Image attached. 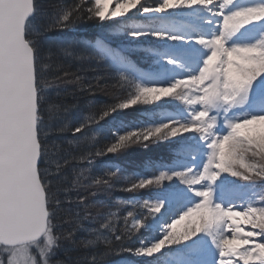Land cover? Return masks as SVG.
Returning <instances> with one entry per match:
<instances>
[{"label": "snow or ice", "instance_id": "snow-or-ice-1", "mask_svg": "<svg viewBox=\"0 0 264 264\" xmlns=\"http://www.w3.org/2000/svg\"><path fill=\"white\" fill-rule=\"evenodd\" d=\"M142 4L141 0H76V4L70 8H64L56 13L54 23L48 25V31L53 29H65L75 27L77 24L91 21H108L116 17H123L131 10ZM89 5H92L89 7ZM109 5H114L110 9ZM213 5H218L219 11L215 15L222 17L221 31L210 39L199 38L197 43L206 45L210 43L209 54L203 62V67L197 75L184 79H177L169 86H143L139 83L132 84L129 78L123 73L118 79L135 87L136 96L128 100L116 99L115 103L105 106L95 118L87 117L80 126L73 128L72 134H79L81 139L86 141L85 130L92 124L107 117L110 112L128 109L144 99L149 91L159 89L161 95L154 99L160 100L170 97L169 93L174 89L178 90L181 82L204 80L209 73V65L220 54L217 45L224 44L248 23L232 25L233 17L230 15H243L238 9L225 14L221 10L220 0H181L175 3L173 0H160L155 7H143L144 13H164L171 9L204 7L212 10ZM36 0H0V264H64L57 253L62 246V241L72 239L74 230L69 229L66 234L61 235L55 226V213L61 207L62 195L54 190V178H59L64 165L69 163L64 160L62 163L57 160H50L49 153L45 148L44 141L51 135L49 127H44L45 113L41 111L44 103L43 93L49 91L46 86L41 85V69L48 68L47 64H40V50L37 47L41 32L32 23L31 17L36 13ZM258 22V21H257ZM232 28V31L229 29ZM134 36L143 33H132ZM155 36H164L163 33H153ZM172 40L179 37H168ZM264 48V37L253 44L226 46L228 54L248 50L249 48ZM66 57H72L73 52L60 47ZM211 57V59H209ZM49 59L52 58V49L49 48ZM76 56V59H82ZM264 71L252 74L244 83L232 86L229 91H223V81L213 85L210 90L208 81L201 86L202 99L189 102L192 108L189 123L169 121L161 125L141 130H134L120 135L119 138L109 145L100 148L99 151L91 152L87 156L81 155L80 159L92 164L93 157L116 153L130 144L143 143L145 146L153 139H168L179 135L195 132L201 138L208 141L207 147L210 153L202 170L199 172L192 168L185 171L174 172L171 175L161 172L158 176L149 179H141L136 183L123 189L125 191H136L147 188L150 185H160L165 180L178 177L183 183L190 186L194 194L200 198L199 202L189 207L186 211L167 225L165 235L156 242L135 249V253L141 256L151 257L158 253L165 246L178 244L186 241L197 233L205 232L213 239V243L219 250L218 264H241L235 256H230L226 249L233 238L234 229L229 219L232 206L224 207L214 203L210 185L214 183L222 173H229L234 177L243 180H253L252 176H244L233 167L237 162L238 153H228L230 142L236 139V130L244 121H252L254 118H264V115H255L228 124L229 131L223 136L214 133L216 118L211 115L218 99L228 101V107L242 104L246 98L252 82ZM65 75H68L65 73ZM212 79H216L212 77ZM78 83L79 78L69 81ZM91 90V89H89ZM59 105L49 101L45 111L50 119H54L53 109L59 110ZM66 127V125L64 126ZM43 129V130H42ZM59 130L63 131L64 128ZM43 137V139H42ZM72 143V141H69ZM253 154L256 149L251 148ZM264 155L259 156L256 161L264 168ZM243 163V161H239ZM54 166V171H53ZM255 180H264V172L255 176ZM207 181L209 187L198 188ZM97 184H108L107 178L97 179ZM65 192L68 189L64 190ZM71 204V201H68ZM81 204L86 202L81 199ZM260 204L264 205V196L260 197ZM150 213L160 211V204L143 205ZM243 211L248 213L255 211L257 214H264V206H253L249 202ZM203 219L197 223V217ZM120 213L109 212L108 216H116ZM78 216V214H77ZM121 216V215H120ZM123 230L119 226L113 230L112 223L103 224L104 231L97 230V239L89 240V245L99 243L102 236L109 241V236L114 241H123L134 235L141 227L143 221L134 218V213L129 211L121 216ZM129 224L131 226L129 227ZM179 225L182 227L178 228ZM84 225L80 219L76 221V229L82 230ZM108 232V235H104ZM258 243H264V225L256 228ZM96 235V233H93ZM111 242L109 241V251ZM131 251V249H120V251ZM97 256H92L89 264H97Z\"/></svg>", "mask_w": 264, "mask_h": 264}, {"label": "trees", "instance_id": "trees-1", "mask_svg": "<svg viewBox=\"0 0 264 264\" xmlns=\"http://www.w3.org/2000/svg\"><path fill=\"white\" fill-rule=\"evenodd\" d=\"M75 4L76 0H36L37 11L31 18L41 32L37 44L40 64L48 65L40 73L41 85L49 89L43 93L41 107L45 113L44 127L51 130V135L44 141L45 148L50 160L69 161L63 166L60 177L53 180L54 190L62 194L61 207L55 213V226L62 236L73 229L74 237L62 241L57 255L64 260V264H89L92 256L100 258L97 264H163L165 255H177L183 247H166L165 252L148 259L137 258L135 253L136 248L147 243L156 233L152 219L157 216L143 206L147 201L145 197L155 201L160 199L159 196L147 190L129 192L123 189L132 184V177L138 179L141 171L170 167L177 158L180 146L168 148L149 141L146 146L143 143L130 144L116 153L94 156L91 165L80 159L82 154L87 156L114 143L120 135L153 124L155 111L152 107L148 108L147 115L139 113L134 106L110 112L85 130L86 141L79 134H72L73 128L84 123L87 117H97L102 108L115 103L116 99H130L134 86L120 81L118 76L123 73L133 85L140 84L145 79V72L154 68L152 60L147 63L140 60L153 55L154 47L150 45L147 50L145 45H123L120 36H125L126 32L122 33L125 28L121 29L118 21L93 19L72 28L48 31L56 13ZM61 46L74 55L66 57L59 51ZM50 47L51 59L48 58ZM76 56L83 58L78 60ZM77 77L78 83L69 82ZM49 101L60 106L59 110L53 109L54 119H50L45 111ZM104 178L108 179V184L96 183L97 179ZM238 183L245 188V182L239 180ZM65 189L68 191L65 192ZM81 199L86 205L80 203ZM129 211L143 221V227L134 235L123 241H114L109 236L110 251L109 241L102 236L97 244L87 243L97 239V230L104 231L103 224L112 223L113 230L117 226L123 230L121 216ZM109 212L120 213L121 216H108ZM77 219L84 225L82 230L76 229ZM103 234L107 236L108 232ZM183 250L181 253L191 251Z\"/></svg>", "mask_w": 264, "mask_h": 264}, {"label": "rangeland", "instance_id": "rangeland-1", "mask_svg": "<svg viewBox=\"0 0 264 264\" xmlns=\"http://www.w3.org/2000/svg\"><path fill=\"white\" fill-rule=\"evenodd\" d=\"M141 2L140 6L131 10L125 16L110 20L120 22V28H125L122 33L126 32V35L120 36L123 45L128 47L129 45H145L147 50L150 45L154 47L152 49L153 55H147L148 58L143 57L140 60L143 63L152 60L154 66L152 70L145 72V79L140 84L143 86H169L177 79L197 75L204 62L197 56L207 57L209 49L206 47L211 45L210 43L204 46L197 45L196 40L193 38L195 37L194 32L202 35V38L205 39H210L220 33L222 17L214 14L219 11L218 5L211 11L197 6L171 9L164 13H144L141 10L143 7H155L160 3V0H141ZM173 2L180 3L181 0H173ZM220 2L221 10L225 9V14L237 9L243 13V15H236L235 12L230 14L233 17V26L242 23H248L249 25L244 26L229 38L226 45H217L220 54L209 65V73L204 80L181 82L178 90L174 89L169 93L170 97L160 100L154 99L162 94L159 89L147 92L144 99L151 102L145 103L141 100L134 105V108L139 109V113L144 112L147 115V110L151 107L155 111L153 124L148 125L146 128L168 123L169 121L189 123L192 111L189 102H199L202 99L201 86L205 83V80L208 81L210 90L213 85L222 80L223 91L227 92L232 86L244 83L252 74L264 71V48L253 47L231 53V55L228 54L226 48V46L253 44L264 37V0H220ZM109 8L114 9V5H109ZM229 31H232V28ZM135 32L143 33V35H132ZM153 33H163L165 35L155 36ZM171 36L179 37V39L172 40L168 38ZM187 70H190V72L187 73ZM212 77L216 79H212ZM133 88V91H130V98L136 96L135 87ZM211 115L216 118L213 131L219 136L228 133L229 123L255 115H264V74L258 76L252 82L242 104L228 107V101L218 99L215 108L211 110ZM235 135L236 139L234 142H230L226 154L236 151L238 157L233 167L242 175L252 176L254 179L243 180L229 173H222L210 185L213 202L224 207H228L232 201L243 204L245 207L249 202H253V206H264L260 204V197L264 196V184H262L264 181L255 180V176L264 172V168L256 163L259 156L264 155V118L244 121L237 128ZM151 142L158 146L166 145L168 148L172 145H179L180 150L177 158L170 167L141 171L138 179L132 177V184L141 179L154 178L161 172H167L171 175L174 172L185 171L189 168L199 172L210 153V149L207 147L208 141L203 140L201 135L195 132L163 140L153 139ZM251 148L256 149V154L252 153ZM241 160L243 163L239 162ZM260 163H264V161H260ZM239 180L245 182V188L242 185H237ZM259 182L262 183L258 184ZM197 187L206 188L209 187V184L205 181ZM141 190L157 193L160 198L152 201L153 198L149 200L148 197H145L147 203L161 205L160 211L153 213L157 216L152 219L156 233L154 234L155 238L149 240L150 244L156 242L159 237H163L167 231V225L200 200L194 194L193 189L178 177L165 180L160 185H150ZM241 191L247 197L240 194ZM245 207H243V210ZM243 210L236 214H234V211L229 214L234 232L228 245L230 250L228 254L239 259L241 264H264V262L254 263L250 259L251 249L254 247L264 248V243H258L256 240V228L258 225H264V214H257L255 211L248 213ZM134 218L139 219L137 216ZM203 218L202 214V216L197 217L196 222L199 223ZM164 227L165 230L163 231ZM180 227L182 225L178 226V228ZM180 245L187 250L191 249V252L189 254L188 252L181 253L184 250L183 248L179 249L177 255H165L163 264H217L219 261V250L213 243L212 237L205 232L197 233L190 239L181 241L178 244L165 246L160 251L165 252L166 247L175 246L178 248ZM144 257L146 256H137V258L142 259Z\"/></svg>", "mask_w": 264, "mask_h": 264}, {"label": "bare ground", "instance_id": "bare-ground-1", "mask_svg": "<svg viewBox=\"0 0 264 264\" xmlns=\"http://www.w3.org/2000/svg\"><path fill=\"white\" fill-rule=\"evenodd\" d=\"M216 7V5L212 6V9H214ZM207 9V8H206ZM207 26V25H205ZM202 38V37H201ZM226 252L229 253V247H227ZM250 259L252 260V262L254 263H260V262H264V248H260V247H254L253 249H251L250 252Z\"/></svg>", "mask_w": 264, "mask_h": 264}, {"label": "water", "instance_id": "water-1", "mask_svg": "<svg viewBox=\"0 0 264 264\" xmlns=\"http://www.w3.org/2000/svg\"><path fill=\"white\" fill-rule=\"evenodd\" d=\"M31 18H32V17H31ZM31 18H30V19H31Z\"/></svg>", "mask_w": 264, "mask_h": 264}]
</instances>
